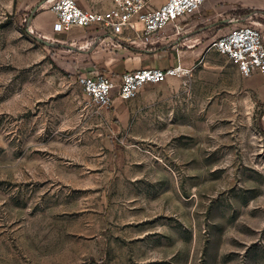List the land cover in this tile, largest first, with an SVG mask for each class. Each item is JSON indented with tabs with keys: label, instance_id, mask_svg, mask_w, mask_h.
Instances as JSON below:
<instances>
[{
	"label": "rangeland",
	"instance_id": "rangeland-1",
	"mask_svg": "<svg viewBox=\"0 0 264 264\" xmlns=\"http://www.w3.org/2000/svg\"><path fill=\"white\" fill-rule=\"evenodd\" d=\"M211 1L194 69L101 107L41 30L55 0H0V264H264V101L213 46L264 34V0Z\"/></svg>",
	"mask_w": 264,
	"mask_h": 264
},
{
	"label": "built area",
	"instance_id": "built-area-1",
	"mask_svg": "<svg viewBox=\"0 0 264 264\" xmlns=\"http://www.w3.org/2000/svg\"><path fill=\"white\" fill-rule=\"evenodd\" d=\"M207 0H166L152 8L147 0H114L104 11L82 9L77 0H55V33H66L74 28L96 27L114 41L133 34L146 41V45L166 39L165 30L172 27L173 35L182 34L178 21L199 13ZM242 18L237 26L217 39L213 46L227 57L245 78L264 74V34L259 28L247 24ZM141 27V29L139 28ZM140 32L142 35L140 36ZM188 73L181 64L169 69L147 68L123 74L119 82L105 74L82 75L79 85L92 101L101 107H110L115 99L133 100L147 85L159 84L171 78H182Z\"/></svg>",
	"mask_w": 264,
	"mask_h": 264
},
{
	"label": "crops",
	"instance_id": "crops-1",
	"mask_svg": "<svg viewBox=\"0 0 264 264\" xmlns=\"http://www.w3.org/2000/svg\"><path fill=\"white\" fill-rule=\"evenodd\" d=\"M165 1L166 0H158L155 8L160 7ZM78 4L82 9L88 11H104L111 7L93 10L85 4H80L79 2ZM220 4L226 3L220 2L219 0L209 2L210 8H214V10H216ZM229 10H233V7H229L226 12ZM198 16L197 13L192 17L183 18L186 19L185 21H183V19L178 21V25L183 28L184 33L178 36L173 35L171 30L172 27H168L165 30L166 39L158 43L152 41L149 45L141 42L140 45L125 46V44L122 43L118 46H107L103 48V45L107 44L110 40L114 42V40L96 27L89 29L74 28L66 32V36L58 37L57 35L62 33L54 32L53 26L55 20L49 27H47L46 23L42 20L43 24H41V30L50 40L60 43L71 41L79 46L77 47L79 53H75L76 55L72 57L73 63L72 66H70L72 71L79 72L83 75H111L116 82H119L123 74L141 69L158 68L165 70L176 67L179 64L187 70L194 69L206 54L209 46L208 42L205 41L207 33L204 32L202 34L200 33L201 30L193 32L188 31L193 24H198ZM225 23L227 24V21H225ZM85 30H92L93 32L88 33ZM128 36L130 37V35ZM92 41H95L96 44L91 47L90 42ZM157 44L161 45L159 49L155 47ZM73 46L70 48H74ZM248 81L250 91L255 95L256 99L264 101V74L257 73L249 77ZM119 102L124 101L120 99L114 100V104H118Z\"/></svg>",
	"mask_w": 264,
	"mask_h": 264
},
{
	"label": "trees",
	"instance_id": "trees-1",
	"mask_svg": "<svg viewBox=\"0 0 264 264\" xmlns=\"http://www.w3.org/2000/svg\"><path fill=\"white\" fill-rule=\"evenodd\" d=\"M247 14H249V11H247ZM241 15H243V14H241ZM244 18V17H243ZM54 46L55 47H61V45H59V44H54Z\"/></svg>",
	"mask_w": 264,
	"mask_h": 264
}]
</instances>
